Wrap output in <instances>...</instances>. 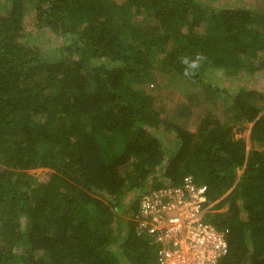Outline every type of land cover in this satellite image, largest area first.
<instances>
[{
    "label": "trees",
    "instance_id": "16d2710c",
    "mask_svg": "<svg viewBox=\"0 0 264 264\" xmlns=\"http://www.w3.org/2000/svg\"><path fill=\"white\" fill-rule=\"evenodd\" d=\"M29 20L62 45L45 53ZM258 70L264 0H0V264H159L135 214L188 174L226 232L217 264H264V91L244 85ZM216 71L240 87L211 85ZM169 84L221 93L228 119L189 130Z\"/></svg>",
    "mask_w": 264,
    "mask_h": 264
},
{
    "label": "built area",
    "instance_id": "2783aa9c",
    "mask_svg": "<svg viewBox=\"0 0 264 264\" xmlns=\"http://www.w3.org/2000/svg\"><path fill=\"white\" fill-rule=\"evenodd\" d=\"M207 186L186 175L179 186L150 190L141 196V209L135 214L138 228L154 234L159 243V264H216L228 246L226 232L205 220L211 207Z\"/></svg>",
    "mask_w": 264,
    "mask_h": 264
},
{
    "label": "rangeland",
    "instance_id": "374dc122",
    "mask_svg": "<svg viewBox=\"0 0 264 264\" xmlns=\"http://www.w3.org/2000/svg\"><path fill=\"white\" fill-rule=\"evenodd\" d=\"M28 3H31L32 0H26ZM6 8V6L4 7ZM34 29H37V26H35L31 20L27 21L26 24V31L29 34V37L32 38V41L39 42L40 46L45 49V53L51 52L52 53V47H58L62 45V37L54 35L53 33L51 34V37H45L42 35V31H35ZM34 30V31H33ZM56 54V53H55ZM214 76H216L217 79H215L214 82H212L211 85H216L217 87L220 85H226V86H231L232 88H237L240 87V83L238 81H230L227 80L224 75H222V72L216 71L213 72ZM244 85L251 87V86H256L260 88L262 91H264V70H258L255 73L252 74L250 77H246ZM212 86V87H213ZM186 87V86H185ZM187 88V87H186ZM190 88V87H189ZM207 86H198L195 87L196 90H185L184 92L180 91L177 89L174 85L169 84L166 87H164L163 92H162V101L164 102V106L166 108H170L169 110H172L177 107H184L186 110L192 109L194 110V115L191 116V118L188 119V126L187 128L191 131L195 130L200 122V116L207 114V112L214 111L217 113L218 116L222 117L224 119H228L226 114L222 108L218 105L219 99L221 97V93L216 92L214 95L215 98L212 99V101L207 100V96L205 95L204 90L206 89ZM213 90L215 88H212ZM194 93V97L190 99L188 97V94ZM213 101H216V105ZM253 122L251 121H242L239 124L235 125L233 127V130L235 132L236 137H245L248 140V144L250 145L252 143L250 135H251V129H252ZM250 138V139H249ZM169 145L172 143L168 141ZM52 169L48 167H38L35 169L30 170L32 173H36V175L39 176L40 179H44L47 176H49L50 172ZM171 183V182H169ZM132 197V196H131ZM125 208H123L121 215L129 216V213H127L128 208H130L129 203L125 204ZM130 217V216H129ZM181 264V263H179ZM185 264H196L195 260L191 258Z\"/></svg>",
    "mask_w": 264,
    "mask_h": 264
},
{
    "label": "clouds",
    "instance_id": "9594fccd",
    "mask_svg": "<svg viewBox=\"0 0 264 264\" xmlns=\"http://www.w3.org/2000/svg\"><path fill=\"white\" fill-rule=\"evenodd\" d=\"M184 63H185L186 65H188L189 68H192V69H194V68L197 67V63H196L195 61L189 62L187 59H185V60H184ZM185 75H186V76H187V75H190V72L186 70V71H185ZM210 223L214 226V223H212V222H210ZM145 230H146V229H145ZM226 239H227V238H226ZM219 258H220V257H219ZM219 258H218L216 264L218 263Z\"/></svg>",
    "mask_w": 264,
    "mask_h": 264
},
{
    "label": "bare ground",
    "instance_id": "6f19581e",
    "mask_svg": "<svg viewBox=\"0 0 264 264\" xmlns=\"http://www.w3.org/2000/svg\"><path fill=\"white\" fill-rule=\"evenodd\" d=\"M250 139V138H249Z\"/></svg>",
    "mask_w": 264,
    "mask_h": 264
}]
</instances>
